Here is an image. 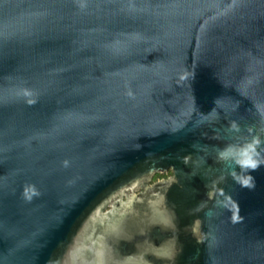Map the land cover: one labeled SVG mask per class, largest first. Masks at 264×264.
<instances>
[{"label":"water","instance_id":"obj_1","mask_svg":"<svg viewBox=\"0 0 264 264\" xmlns=\"http://www.w3.org/2000/svg\"><path fill=\"white\" fill-rule=\"evenodd\" d=\"M249 129L264 0H0V264H264Z\"/></svg>","mask_w":264,"mask_h":264},{"label":"clouds","instance_id":"obj_2","mask_svg":"<svg viewBox=\"0 0 264 264\" xmlns=\"http://www.w3.org/2000/svg\"><path fill=\"white\" fill-rule=\"evenodd\" d=\"M24 95L30 96L31 92L24 91ZM30 104L35 101L29 100ZM229 131L239 133L241 131L240 126L236 122H232ZM249 137L245 138L242 143L228 144L222 149L217 150L218 160L223 162L225 170L228 174L232 175L242 187L252 188L254 187V178L249 174L246 177H241L237 173V169L240 173H250L258 170L264 165V139L261 138L260 133L253 132L249 129ZM261 133H264V129H261ZM25 196L31 199L32 196L39 195V192L34 186H28L25 188ZM223 195V194H222ZM225 200L231 202V198L225 196ZM221 203L218 201V204ZM223 206L227 207V204ZM237 208V205H233ZM232 222H238L242 218L235 212L232 215Z\"/></svg>","mask_w":264,"mask_h":264},{"label":"flooded vegetation","instance_id":"obj_3","mask_svg":"<svg viewBox=\"0 0 264 264\" xmlns=\"http://www.w3.org/2000/svg\"><path fill=\"white\" fill-rule=\"evenodd\" d=\"M171 170L169 169L167 172H165V173H162V174H165L164 176H160V177H158V178H156L155 177V175L156 174H160V173H156V174H154L153 175V177H152V180L150 181V184L151 183H154L155 181H157V180H159V179H162V178H168L170 175H171Z\"/></svg>","mask_w":264,"mask_h":264},{"label":"trees","instance_id":"obj_4","mask_svg":"<svg viewBox=\"0 0 264 264\" xmlns=\"http://www.w3.org/2000/svg\"><path fill=\"white\" fill-rule=\"evenodd\" d=\"M165 174H156L155 177L158 178L160 176H164Z\"/></svg>","mask_w":264,"mask_h":264}]
</instances>
